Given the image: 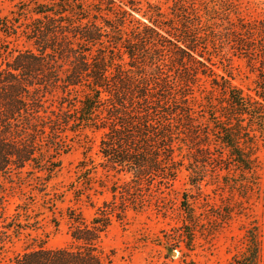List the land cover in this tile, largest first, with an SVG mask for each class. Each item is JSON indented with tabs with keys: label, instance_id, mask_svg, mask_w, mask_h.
Masks as SVG:
<instances>
[{
	"label": "trees",
	"instance_id": "trees-1",
	"mask_svg": "<svg viewBox=\"0 0 264 264\" xmlns=\"http://www.w3.org/2000/svg\"><path fill=\"white\" fill-rule=\"evenodd\" d=\"M147 8L133 0H49L23 5L16 17L0 15V209L5 182L27 166L48 195L61 154L81 136L77 181L87 187L98 165L116 177L108 188L112 200L88 222L69 216L67 245L39 244L9 264H109L99 255L100 236L127 209L150 204L143 191L162 192L184 170L198 184L206 172L199 164L222 161L223 148L237 167L252 171L256 137L264 140V61L248 40L261 31L201 32L195 21L217 15V7L203 0H172L167 12L150 3ZM21 18L31 46L9 54L8 38L18 33ZM221 38L241 55L258 56V65H250L261 77L253 95L216 64ZM87 133L98 136L97 159L89 155ZM188 197L183 192L179 205L192 221ZM30 226L17 223L16 232ZM226 264H264L262 230L249 229L244 249Z\"/></svg>",
	"mask_w": 264,
	"mask_h": 264
},
{
	"label": "rangeland",
	"instance_id": "rangeland-1",
	"mask_svg": "<svg viewBox=\"0 0 264 264\" xmlns=\"http://www.w3.org/2000/svg\"><path fill=\"white\" fill-rule=\"evenodd\" d=\"M48 1L0 0V15L16 17V13H23V5L32 7L34 3ZM133 1L142 9H148L150 3L167 12L172 0ZM203 1L214 4L217 15L210 21L203 16L195 21L197 25L194 26L201 32L212 30L217 35L238 27L261 31L262 35L250 37L248 43L249 48L262 50L260 54L264 61V0ZM32 15L28 13V16ZM134 16L143 20L140 15ZM245 22L248 23L246 26ZM22 29L23 18L18 33L8 38L9 54L31 46ZM230 46V41L221 38L217 47L223 49L222 54L213 58L218 66L230 71L234 85L244 94L253 95L254 83L261 77L259 71L250 65H258L259 58L241 55ZM217 70L223 72L221 68ZM87 135L92 145L89 155L97 159L94 153L98 136ZM81 137L74 140L69 151L61 154L60 171L49 181L48 195L39 188L31 174L26 173L31 169L29 166L13 175L10 182H5L6 196L3 209H0L2 264H9L17 253L39 244L47 247L67 245L70 242L69 216L80 215L88 222L103 201L112 200L108 188L116 177L101 166L91 172L87 187L77 181L76 165L83 155L84 138ZM215 147L220 149L218 145ZM222 151V161L210 160L203 163L204 166L199 164L206 172L198 184L191 182L189 172L184 170L162 192L155 188L150 194L143 191L151 199L150 204L139 210L127 209L122 220L113 219L101 234L98 251L102 260L111 264H226L244 249L249 229L258 227L264 233V140L256 137L251 156L254 159L252 171L237 167L228 159L226 149ZM227 165L230 167L228 171L221 168ZM185 191L193 207L192 221L186 218L179 205ZM48 197L55 200L54 206L50 207ZM115 199L118 201V197ZM23 209L28 211L24 215ZM18 211L22 213L20 216L16 214ZM17 223L36 225L18 233ZM6 234L9 237L5 238Z\"/></svg>",
	"mask_w": 264,
	"mask_h": 264
},
{
	"label": "water",
	"instance_id": "water-1",
	"mask_svg": "<svg viewBox=\"0 0 264 264\" xmlns=\"http://www.w3.org/2000/svg\"><path fill=\"white\" fill-rule=\"evenodd\" d=\"M173 253H175V252H173Z\"/></svg>",
	"mask_w": 264,
	"mask_h": 264
}]
</instances>
